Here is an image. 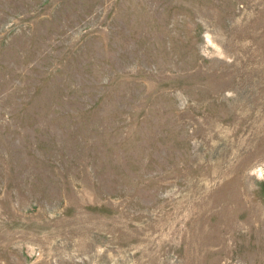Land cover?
I'll return each mask as SVG.
<instances>
[{"label": "rangeland", "instance_id": "374dc122", "mask_svg": "<svg viewBox=\"0 0 264 264\" xmlns=\"http://www.w3.org/2000/svg\"><path fill=\"white\" fill-rule=\"evenodd\" d=\"M0 264H264V0H0Z\"/></svg>", "mask_w": 264, "mask_h": 264}]
</instances>
